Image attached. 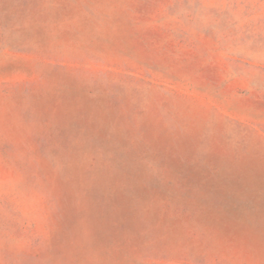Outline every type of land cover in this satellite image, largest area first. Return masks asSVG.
<instances>
[{
    "label": "rangeland",
    "instance_id": "1",
    "mask_svg": "<svg viewBox=\"0 0 264 264\" xmlns=\"http://www.w3.org/2000/svg\"><path fill=\"white\" fill-rule=\"evenodd\" d=\"M0 264H264V0H0Z\"/></svg>",
    "mask_w": 264,
    "mask_h": 264
}]
</instances>
